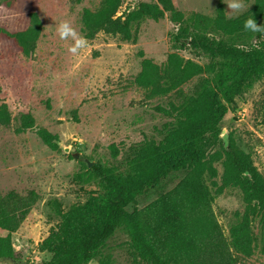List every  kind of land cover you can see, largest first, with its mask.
Wrapping results in <instances>:
<instances>
[{"label":"rangeland","instance_id":"374dc122","mask_svg":"<svg viewBox=\"0 0 264 264\" xmlns=\"http://www.w3.org/2000/svg\"><path fill=\"white\" fill-rule=\"evenodd\" d=\"M103 1L6 0L0 4V104H6L13 117L8 127L0 126V192L25 195L34 190L41 197L20 229L11 235L14 249L28 264H42L51 258L37 247L59 224L60 212L86 203L89 192L106 194L93 167L99 166L110 173L123 172L132 146L162 140L161 130L172 119L158 112L157 107L168 108L170 102L180 105L205 86L217 87L216 74L205 73L168 96L148 97V92L135 83L141 71V54L161 66L172 53L202 65L209 64L210 59L175 48L171 38L178 27L168 17L141 22L135 43L104 33L93 40L87 39L83 32V12L98 10ZM154 1L123 0L118 15L140 3ZM220 1L229 19L240 17L255 4V0H240L242 7L233 10L227 6L231 0H173V3L187 18L196 14L214 17ZM32 13L40 17L43 31L35 53L26 57L1 30L11 33L26 30ZM64 21L88 42L77 54L69 51L74 43L72 38L61 40L58 35L57 26ZM24 114H31L35 125L20 132ZM41 130L58 137V149L42 140ZM231 142L251 156L264 176V78L250 83L235 106H230L221 123V134L211 139L207 147V157L223 154L222 145ZM67 147L69 153L64 150ZM113 149L118 151L117 156L113 155ZM214 166L219 172L215 181L220 186L222 161ZM186 174V171L171 173L139 196L137 203L127 210L143 209L174 189ZM209 185L215 194L216 188L210 180ZM244 209L239 189L228 188L216 195L214 211L228 237L237 222L236 214H242ZM254 230L260 244L258 222ZM0 235L7 236V232L0 230ZM260 248L243 262L264 264ZM107 256L112 264L133 263L135 253L126 228H119L90 264H98Z\"/></svg>","mask_w":264,"mask_h":264},{"label":"trees","instance_id":"16d2710c","mask_svg":"<svg viewBox=\"0 0 264 264\" xmlns=\"http://www.w3.org/2000/svg\"><path fill=\"white\" fill-rule=\"evenodd\" d=\"M2 1L0 0V4ZM82 1V0H78ZM123 0H104L98 10L85 9L82 15L85 37L93 40L104 33L126 42L138 40L139 25L146 19L159 21L168 17L178 28L171 41L179 50L204 55L210 63L202 65L178 53L158 65L143 54L141 71L135 79L148 97H164L177 91L193 78L205 73L216 74L217 87H203L183 103H169L158 112L172 119L161 130L162 140H149L130 148L127 169L110 173L95 166L106 194L89 192L83 205L60 212L59 224L38 244V251L51 258L42 264H90L121 228L131 235L135 253L132 264H245L260 248L264 254V176L251 156L233 142L222 145L223 154L207 157L211 139L221 134L230 106H235L245 88L264 78V0L240 17L229 19L222 1L214 17L196 14L187 18L173 0L140 3L135 9L118 15ZM254 18L262 25L259 32L244 29V22ZM30 26L20 32L1 30L2 34L31 57L43 31L37 13L30 15ZM13 117L6 104H0V126L8 127ZM35 125L31 114L21 116L20 132ZM42 140L58 149V137L39 131ZM113 155L118 151L113 149ZM223 158V159H222ZM222 161L221 185L215 181L219 172L214 166ZM186 176L171 191L143 209L127 208L137 198L159 185L173 172ZM209 180L216 188L215 194ZM228 188L241 191L245 209L237 213V222L228 237L214 211L216 195ZM41 199L32 190L22 195L16 191L0 192V260L21 259L11 240ZM259 223L262 239L255 234ZM98 264H112L109 256Z\"/></svg>","mask_w":264,"mask_h":264},{"label":"clouds","instance_id":"9594fccd","mask_svg":"<svg viewBox=\"0 0 264 264\" xmlns=\"http://www.w3.org/2000/svg\"><path fill=\"white\" fill-rule=\"evenodd\" d=\"M228 8L233 10H239L242 7V3L240 0H231L228 3ZM262 25H258L255 19L249 18L244 22V29L254 32H259L261 30ZM57 32L61 40H66L69 37L73 40V45L69 48V51L73 54H77L80 49H84L88 46V42L86 38L78 36L76 31L71 27V25L67 22H61L57 26Z\"/></svg>","mask_w":264,"mask_h":264},{"label":"water","instance_id":"95a60500","mask_svg":"<svg viewBox=\"0 0 264 264\" xmlns=\"http://www.w3.org/2000/svg\"><path fill=\"white\" fill-rule=\"evenodd\" d=\"M57 144L58 141H57ZM65 152L69 153L70 152V148H64ZM78 157V156H77ZM89 166H91L92 164L91 163H88ZM2 263H9V264H28L27 260L25 259H18V260H15V259H2L0 260V264Z\"/></svg>","mask_w":264,"mask_h":264}]
</instances>
